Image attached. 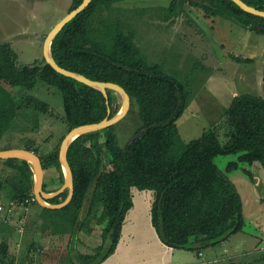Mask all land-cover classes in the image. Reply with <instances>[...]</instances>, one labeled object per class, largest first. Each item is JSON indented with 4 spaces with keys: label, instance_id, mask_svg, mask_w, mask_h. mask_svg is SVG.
Returning a JSON list of instances; mask_svg holds the SVG:
<instances>
[{
    "label": "trees",
    "instance_id": "1",
    "mask_svg": "<svg viewBox=\"0 0 264 264\" xmlns=\"http://www.w3.org/2000/svg\"><path fill=\"white\" fill-rule=\"evenodd\" d=\"M81 1L72 0L70 10ZM117 1L122 0H91L58 32L51 51L61 66L92 79L117 82L126 89L139 106L142 124L135 136L120 146L114 124L77 136L68 147L74 193L61 208L45 207L36 200L29 161L19 157L0 159L16 171L13 176L0 179V188L4 182L11 187L10 200L23 207L34 204L42 215L59 219L55 227L60 232L64 233L65 225L70 223L67 260L72 264H100L115 251L126 215L134 204L133 189L152 190L151 223L167 246L199 250L220 243L242 231L245 218L240 193L214 158L239 153L237 160L228 161L226 171L241 168L253 181L252 170L242 164L251 166L257 161L264 168V96L259 94L244 92L232 98L223 121L229 125L226 142L219 138V123L178 147L177 119L184 112L188 94L175 76L163 72L160 64L147 62L132 33L124 31L118 22L111 23L107 15L97 14ZM186 1L170 0L164 19L177 15L180 4ZM244 1L264 10V0ZM191 3L211 15L264 34V17L243 10L233 0ZM17 59L11 43L0 42V137L19 107L16 97L4 84L32 90L41 80L56 87L62 94L64 118L70 129L107 115L111 117L120 109L112 102L111 89L107 103L101 90L59 73L44 56L28 64H19ZM24 98L23 105L39 112L50 108L47 101L33 94ZM60 144L47 153L37 146H23L38 153L44 169L48 164L58 167V186L50 189L43 182L45 191L57 189L64 180L58 156ZM67 193L65 189L47 201H63ZM98 206L102 207L99 215ZM93 218L103 221L101 242L92 252L84 253L76 247L79 240L76 226L79 224V230L89 231ZM0 254L4 258L9 254L5 240L0 242Z\"/></svg>",
    "mask_w": 264,
    "mask_h": 264
},
{
    "label": "rangeland",
    "instance_id": "2",
    "mask_svg": "<svg viewBox=\"0 0 264 264\" xmlns=\"http://www.w3.org/2000/svg\"><path fill=\"white\" fill-rule=\"evenodd\" d=\"M191 1L180 4L177 15L168 20L164 15L170 0H122L97 13L103 17L107 15L111 23L118 22L124 31L132 33L147 62L160 64L163 72L175 76L184 85L188 96L184 112L177 119L178 147L219 123V138L226 142L229 125L223 121L232 98L244 92L264 96V34L211 15ZM71 6L72 0H0V42L11 43L18 54L19 64L41 60L47 33ZM225 23L231 27V33L223 26ZM4 85L12 91L19 107L10 126L0 137V148L30 144L47 153L58 142L61 143L70 129L64 118L61 92L41 80L32 90ZM28 94L47 101L49 110L39 112L32 106L23 105ZM111 99L115 105H122L120 93L112 90ZM141 124L138 103L131 98L128 112L113 126L118 144L125 146ZM238 156L239 153H233L217 155L214 159L241 195L245 225L242 231L222 240L225 244L239 246L234 249L237 250L234 252L236 256L210 264L233 261V264H264V197L260 193L264 190L263 181L260 178L258 187L241 168L226 171L228 161L237 160ZM242 166L251 168L246 163ZM15 173L0 160V179ZM58 174L55 164L46 166L43 182L47 188L58 186ZM10 193L9 183L4 182L0 188V201L4 205L0 209V242L4 239L11 252L6 258L0 254V264H14L16 261L18 264H72L67 260L70 223L65 225L64 233L58 231L55 225L59 219L42 215L34 204L23 207L24 214H21L26 219L24 216L18 219L16 213L9 210ZM101 208L98 206V215ZM14 215L17 218L11 217ZM102 226L103 221L96 218L90 222L89 231L79 230L78 224L77 249L81 252L89 248L93 250L101 242ZM221 242L211 247L216 251L223 250L224 243ZM210 250L205 257L211 256ZM222 250L212 255H221ZM173 251L193 257L195 264H208L200 263L204 257L198 258L197 251L192 249L174 248ZM231 251L233 249H228L230 254L233 253Z\"/></svg>",
    "mask_w": 264,
    "mask_h": 264
},
{
    "label": "water",
    "instance_id": "3",
    "mask_svg": "<svg viewBox=\"0 0 264 264\" xmlns=\"http://www.w3.org/2000/svg\"><path fill=\"white\" fill-rule=\"evenodd\" d=\"M237 3L243 10L250 12L255 15L263 16L264 17V10L259 9L253 5L248 4L244 0H233ZM91 0H82L77 6L69 10L59 21L55 23V25L50 29L47 33L44 43H43V56L45 61L50 64L56 71L59 73L64 74L65 76L72 77L82 83H85L89 86L98 88L103 92L106 97V102L108 103V89L114 90L122 96V105L120 109L115 113L113 116L109 117L108 115L102 118L99 121L87 122L78 124L71 129L64 135L60 147H59V161L64 173V180L63 183L53 191H45L43 189V181H44V168L42 164V160L38 153L34 150L27 149L24 147H11L0 149V159L8 158V157H19L26 159L32 165L33 170V179H34V195L36 200L43 206L49 208H61L65 206L73 197L74 193V176L71 165L68 160V147L70 143L79 135L90 132L100 130L102 128H106L110 125L115 124L121 118L125 116L128 112L131 103V97L126 89L117 82L113 81H103L92 79L80 72L67 69L55 60L51 51V43L58 32L62 29V27L74 16H76L80 11H82ZM110 112V108L108 107V113ZM65 189L68 190L67 196L63 201L60 202H49L47 201L48 198L58 195L60 192L64 191ZM81 211L79 220H82Z\"/></svg>",
    "mask_w": 264,
    "mask_h": 264
},
{
    "label": "crops",
    "instance_id": "4",
    "mask_svg": "<svg viewBox=\"0 0 264 264\" xmlns=\"http://www.w3.org/2000/svg\"><path fill=\"white\" fill-rule=\"evenodd\" d=\"M223 26L227 27V30L230 33L232 32L231 27L226 23L223 24ZM224 27H222V29H224ZM236 31H238V29H236ZM232 36L234 38V34ZM7 167L11 169V167ZM249 169H251L254 174L256 186L259 187L260 178H262L264 186V168L261 166V164L256 161L251 165V168ZM263 191L260 190V193L264 197ZM152 200V190L134 191V204L126 215L122 227L121 237L116 246V249L100 264H195L193 257L189 255L187 256L186 254L181 252L174 253L173 247L167 246L160 240L154 226L151 223L150 207ZM11 201L12 200H10V202ZM0 203L3 204L1 201ZM13 212L16 213L18 219L21 216H24V218L26 219V216L21 214V212H23L24 214L23 206L15 207ZM11 217L17 218L15 215ZM0 231L2 232L1 229ZM224 241H222L221 243H224ZM238 247L239 246L237 244L233 246L230 245V243H224L223 250H219H222L223 253L216 256L212 255L213 252L217 253L219 251H216L213 246L211 247V244L206 246V249L202 248L194 251H197L198 258L204 257V261L200 263L210 264L213 262H222L228 257L236 256L234 252L237 250L234 249H237ZM212 248L214 251L210 250ZM228 249H233V251H231V253H233L230 254V252H228ZM208 250H210L211 255L209 258L205 257V254L208 252ZM9 252H11L10 246ZM83 252H92V249L89 248L88 251ZM233 262H230L228 264H233Z\"/></svg>",
    "mask_w": 264,
    "mask_h": 264
},
{
    "label": "built area",
    "instance_id": "5",
    "mask_svg": "<svg viewBox=\"0 0 264 264\" xmlns=\"http://www.w3.org/2000/svg\"><path fill=\"white\" fill-rule=\"evenodd\" d=\"M26 201H28V199H26ZM3 207H4V205L0 203V209H2ZM15 207H18V205H16V204L14 203V201H11L10 204H9V210H10L11 212H13ZM22 220H23V219H22Z\"/></svg>",
    "mask_w": 264,
    "mask_h": 264
}]
</instances>
